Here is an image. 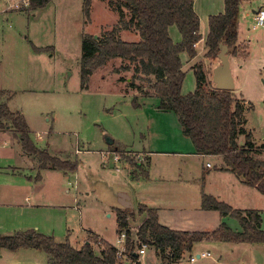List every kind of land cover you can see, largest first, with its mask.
Returning <instances> with one entry per match:
<instances>
[{"label": "rangeland", "instance_id": "374dc122", "mask_svg": "<svg viewBox=\"0 0 264 264\" xmlns=\"http://www.w3.org/2000/svg\"><path fill=\"white\" fill-rule=\"evenodd\" d=\"M14 1L16 0H0V90L6 92L8 108L26 117L28 135L37 146L34 145L41 150L49 148L48 151L52 152L49 155L61 161L76 162L77 169L75 172L59 171L51 174V179L38 192L40 195L44 194L41 198L46 204L44 207L28 210L9 207L6 202L15 200L19 203L26 189L15 188L12 192V185L19 180L11 174H3V168L8 170L9 166L15 164L16 159L10 154L17 146L1 132L0 234L11 235L18 230L33 229L61 242L67 238L70 245L77 249L87 239L93 240V235H96L119 248L116 209L123 207L119 206L118 195L124 193L130 198L133 208L129 209L136 214L138 206L136 179L140 180V177L134 178L133 174L140 175V170L131 168L127 163L130 160L140 161L143 169H146L148 158L140 151L179 149L178 142L173 140L179 135L178 130L169 122L174 115L167 116L169 114L157 110L153 105L157 104L155 98H149L147 102L144 100V104L137 99L139 106H134L133 97L127 95L135 92L128 89L131 71L119 70L125 61L118 58L111 59L96 69L89 76L87 88H82V34L97 36L103 30L119 24L118 14L108 7L106 1L94 0L89 18L83 15V0H50L36 10H30V6L9 8L8 4H13ZM261 3L264 0H241L236 23L240 43H236L235 54L231 48L227 50L236 86L232 91L236 97H244L253 106L247 114L246 127L257 147L264 145V27L252 29L251 26L252 11ZM193 7L200 18L199 32L202 39L194 46L195 57L181 55L186 72L182 86L184 94L193 91L195 87L193 70L197 65H201L206 74L208 88L215 87L212 70L219 63L217 56H206L204 40L208 32V17L223 11V0H195ZM172 29L170 37L174 42H179L181 37L178 30L175 27ZM120 33L125 41L138 40L137 34L131 31ZM35 48L40 50L36 51ZM5 126L0 131L4 130L3 133L12 137L9 133L11 128ZM37 133L42 135L41 139L36 137ZM107 137L114 141L113 146L123 151L126 157H119L117 167L112 164L111 157L107 160L101 156V152L113 155L106 143ZM135 151L140 152L141 156ZM158 157L153 158L151 173L166 179L176 178L178 166L183 164L181 158ZM258 158H264V149ZM210 161L216 166L219 164ZM29 163L34 167L40 166L36 156L30 158ZM125 166L129 167L131 174ZM163 167L165 168L162 169ZM186 171L185 167H181L182 174ZM28 175L35 177L36 172L32 171ZM219 175L224 176L225 184L230 187L234 197L238 198H234L230 204L232 207L240 210H264L263 194L255 189L248 190V187L246 190L250 196L246 200L239 186L230 182L231 176ZM203 180L201 178L200 181L189 183L192 185L191 189L181 183L178 184L181 187L165 185L163 191L171 194L182 191L194 206H200L202 193H199L198 188L203 187ZM3 183L13 189L2 186ZM215 188L216 185L208 184L203 192L208 194L214 192ZM242 197L246 201H241ZM129 225L135 239L139 226L137 216ZM93 245L94 251L100 252V245ZM230 245L223 251H216L211 247L210 252L213 256L219 252L231 257ZM248 246L241 244L238 249L234 248L232 253L235 259L226 260L233 264H264V252L254 255L250 250L244 251ZM143 257L145 264L156 263L152 248L147 247ZM47 261L44 252L34 249L4 251L0 255V264H47ZM208 261L210 262L201 260L197 264H209Z\"/></svg>", "mask_w": 264, "mask_h": 264}, {"label": "trees", "instance_id": "16d2710c", "mask_svg": "<svg viewBox=\"0 0 264 264\" xmlns=\"http://www.w3.org/2000/svg\"><path fill=\"white\" fill-rule=\"evenodd\" d=\"M50 0H29L30 10L45 6ZM94 0H83L82 12L89 18ZM106 1L108 7L119 16V24L103 30L96 37L83 33L81 36L80 79L82 88H87L89 76L111 59H121L125 64L119 68L131 71L128 89L144 97L158 99L157 110L173 113L180 125L182 135L188 138L196 154L218 156L223 169L234 174L243 184L264 195V145L257 147L252 134L245 128L244 99L233 91L208 88L206 74L201 65L194 67L195 87L183 94L185 70L181 55L193 58L194 46L202 39L199 32V17L194 11L195 0H98ZM241 0H223V12L208 17V32L204 40L206 56L213 58L219 52L220 43L236 53L238 32L236 23ZM127 17V19H125ZM175 27L181 37L174 42L169 29ZM121 31L137 34L138 40L124 41ZM36 51L40 49L35 48ZM229 54V53H228ZM117 69L116 72L119 71ZM6 92L0 90V128L9 126L16 135L22 149L36 156L39 168L49 167L64 172H75L76 162L61 161L37 148L28 135V124L24 116L12 112L6 103ZM138 107L137 97L132 100ZM5 126V127H6ZM108 147L120 158L123 151ZM140 175L148 177L147 168L140 161H128ZM205 174H202V179ZM201 208L215 211L220 217L237 221L241 231H233L221 222L213 231H183L170 229L158 222L154 209L137 206V214L129 208H117L116 233L125 234L121 254L117 247L93 235L80 248H74L68 240L56 242L52 236L33 229L19 230L11 235L0 234V250L15 252L20 249L42 251L47 264H143L138 250L145 245L152 248L160 264H174L194 246L211 240L225 243L264 244V228L261 227V211L240 210L224 201L202 192ZM146 214L139 223L135 239L130 232V221L136 215ZM100 245L95 252L93 244Z\"/></svg>", "mask_w": 264, "mask_h": 264}, {"label": "crops", "instance_id": "0c3cea01", "mask_svg": "<svg viewBox=\"0 0 264 264\" xmlns=\"http://www.w3.org/2000/svg\"><path fill=\"white\" fill-rule=\"evenodd\" d=\"M10 5L11 4L9 3L8 7ZM262 6H264V3H261L259 5V7H262ZM222 12L223 11H221L220 13H222ZM199 20H200V18H199ZM171 30H173V29L170 28L169 33H171ZM237 30H238V27H237ZM120 37L122 40L125 41V39H123V37L121 36V33H120ZM136 40L137 39H130L129 41H136ZM239 43L240 42L237 38V44H239ZM234 63H235V61H233V64ZM230 67H231V60H230ZM234 85H235V81H234ZM127 95H130L133 98L137 97V99L143 104L145 103V102H143L144 100L147 102V100L149 98H155V97H144V96L138 94V92H136V91L131 93V94H127ZM155 99L157 100V104H153V105H155V107L157 109L158 99L157 98H155ZM243 99H244V97H243ZM252 108H253V106L251 105V103L247 102V100L244 99V118H245V128L246 129H247V127H246L247 114L249 111H251ZM165 113L169 114L167 116H170L171 114L174 115L173 113H170V112H165ZM20 114H22V113H20ZM22 115L24 116V114H22ZM160 116H164V115H160ZM24 118L26 120L25 116H24ZM170 118H171V119H169L170 124L176 126V128L178 130L177 133L179 135H177L175 138H173V140L175 142H178L179 149L178 150L177 149H171V150H160V149H158V150H153V151H151V150L150 151H144V150L140 151V152H143L144 157L148 158L147 159L148 160V166H147L148 177L146 179H144L142 177L139 178L140 180L136 179V181H137V184H136V186H137L136 187L137 205L141 204V205L146 206L147 208L154 209L157 213V216H158V222L161 225L166 226L170 229L183 230V231L211 232L221 222H223V223H226L233 231H237V232L241 231V228L238 225L236 220L229 218V217H220L219 214L215 211L203 210L199 206V204L194 206L192 204V202L188 199L187 195H185L182 191H180L179 194H171L169 192L165 193L163 191V188L165 185H178L181 183L184 185H188L189 189H191L192 185H190L189 183L200 181L202 178L201 177L202 174H205L204 180L202 182L203 187L201 189L198 188L199 193H202L205 188L207 189L208 184L216 185L214 192H208V194L216 197L219 200L222 199V200H224V202H226L227 204L230 205L235 197H234V193H232V191L230 190V187L225 184L224 176L219 175V174H224L226 176H231V177H229L230 182H235L236 186H239L238 188L240 189V191H242L243 197H245L246 200L250 196L249 191L246 190V188H248V186L245 187V184H243L238 178L236 179V177H233L231 175L232 173H230L229 171L224 170L222 168L223 163H222V160L220 157H218V156H204V155L196 154L191 141L182 135L181 128H180V125L178 123L176 116L174 115L173 118L172 117H170ZM26 122H27V120H26ZM247 130L250 131L249 129H247ZM3 131L4 130H1L0 133L2 132L1 134L6 136V138L9 141L16 143L15 145L17 146L16 150H12L11 154H10V156H12L16 159V162L14 165L8 167L9 171L6 170V168H3L2 169L4 171L3 174H5V175L11 174L13 177H15L17 180H19V182L15 183V185H12L14 187V189L10 185H7L5 183H3L2 186L6 187V188L13 189L12 192L15 191V188L16 189H20V188L26 189V191L23 194V199H20L19 203H17L15 200H12L11 203H9V202H6V203H8V205H10L9 207H13L14 209H17V210L18 209L19 210H28V209H32L35 207H44V205H46V204L41 201V198L44 196V194L41 193V195H40V194H38V192H41V190L44 188L48 179H51V177H50L51 174H54L53 172H55V173L59 172L60 170L50 169L49 167L40 169L39 165L37 166L36 164H35L36 165L35 167L33 165L31 166V164L29 162H30V158H32L33 156L28 155L24 152V150L22 149L16 135L14 134V132H12L13 130L9 132L12 134V137L6 133H3ZM6 131L8 132V130H6ZM41 136L39 138L37 136L36 137L38 139H41L42 138ZM163 140H166V138H163ZM113 143H114V141H113ZM34 144L36 145V143H34ZM48 149L47 150L42 149V150H44V151L46 150L48 154L52 153V152L48 151ZM51 150H54V149H51ZM170 151H172V152H170ZM135 152L137 154H139V156H141L140 152H138V151H135ZM158 156H163V157L173 156V157L181 158L180 161H181V163L183 162V164H180L178 166L179 170L177 171V173H175L176 178L166 179L164 177L157 176L158 174L153 175L151 173L152 167L154 165L153 158H157ZM210 160L218 162L219 163L218 166L213 164V162H211ZM186 163H188L189 165H186ZM207 163H209L211 166L207 167L206 166ZM115 167H117V165ZM181 167L182 168L185 167L188 171H186L185 174H182L180 172ZM125 168L129 172V174H131L129 167L125 166ZM164 168L165 167H163L162 169H164ZM162 169H160V171H162ZM212 169H214L215 171H211ZM190 170H192V172ZM32 171L36 172L35 177L28 175V174L32 173ZM60 172L65 173L64 171H60ZM43 173H45L47 175L43 176L42 175ZM181 175L185 176V177L181 178L180 177ZM235 180H237V181H235ZM179 187H181V186H179ZM192 189H194V185H193ZM248 190H253V188L249 187ZM66 191H67V189H66ZM243 197H242L241 201H246V200H243ZM235 199L238 200V198H235ZM128 201L131 203V200L129 197H128ZM118 203L120 206V196L118 198ZM131 206H132V203H131ZM131 206H130V209L133 208V206L132 207ZM257 210L262 212V214H261V218H262L261 227L264 228V210H262L260 208ZM136 216L139 219V223H140L142 221V219L146 216V214L136 215ZM25 230H27V229H25ZM98 238L102 239L99 236H98ZM65 240H68V239L66 238ZM55 241L61 242V241H58L56 239H55ZM229 244H231L229 246V249H231L230 250L231 255H232V256L230 255L231 257L226 256L224 253L220 254L219 252L215 253V255L213 256L212 253L210 252L211 247L214 248L216 251L218 249H219V251H223L224 249L228 248L226 246H228ZM241 244H248V243L233 244V243H225V242H214L211 240L202 241V242H200L194 246L191 253L184 254L182 256V258L174 264H183V263L197 264L201 260H210V262L208 261L209 264H233L231 261L226 260V259H235L234 254L232 252H234V248L238 249L239 248L238 246ZM233 245H234V247H233ZM248 245L249 246L247 247V249H244V251L250 250L251 252L254 253V255L263 254L262 251L264 252V244H248ZM114 246L118 247L117 245H114ZM242 248H244V247H242ZM4 251H7V250H0V255L4 254ZM199 252H208L210 254V256L207 258L199 259V260L191 263L189 261L191 254H197ZM142 259H144L143 256L140 257V260L143 264H145V262L142 261ZM145 259H147V258H145ZM155 260H156L155 264H160L157 261L156 257H155Z\"/></svg>", "mask_w": 264, "mask_h": 264}, {"label": "water", "instance_id": "95a60500", "mask_svg": "<svg viewBox=\"0 0 264 264\" xmlns=\"http://www.w3.org/2000/svg\"><path fill=\"white\" fill-rule=\"evenodd\" d=\"M96 37V35H94ZM228 48L225 44L220 43L217 58L219 63L212 70V82L217 90L232 91L235 88L234 80L231 73L230 59L227 52ZM108 145L113 143V140L106 138ZM120 196V206L130 208L131 203L128 201V196L123 193ZM132 207V206H131Z\"/></svg>", "mask_w": 264, "mask_h": 264}, {"label": "built area", "instance_id": "2783aa9c", "mask_svg": "<svg viewBox=\"0 0 264 264\" xmlns=\"http://www.w3.org/2000/svg\"><path fill=\"white\" fill-rule=\"evenodd\" d=\"M29 6V0H16L13 4L9 6V8H23ZM258 27H264V6L257 8L255 11H253V23L251 28L256 29ZM36 136L39 138L41 135L39 133L36 134ZM76 152H79V149H76ZM112 156H109V153L101 152V156L103 158H106L107 160H110L111 162L116 166L118 164L119 157L112 153ZM109 156V157H108ZM207 167H210L211 165L209 163L206 164ZM124 241H125V234L121 233L120 236H118L117 244L119 245L118 253L121 254L124 249ZM146 246L142 245V247L138 250V253L141 256H144L145 254ZM210 254L208 252H199L197 254H191L189 261L195 262L199 259L207 258Z\"/></svg>", "mask_w": 264, "mask_h": 264}]
</instances>
